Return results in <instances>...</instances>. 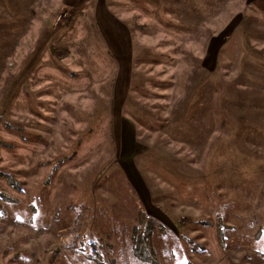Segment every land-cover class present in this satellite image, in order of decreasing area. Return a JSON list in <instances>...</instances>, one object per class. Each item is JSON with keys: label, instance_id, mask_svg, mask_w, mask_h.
<instances>
[{"label": "rangeland", "instance_id": "374dc122", "mask_svg": "<svg viewBox=\"0 0 264 264\" xmlns=\"http://www.w3.org/2000/svg\"><path fill=\"white\" fill-rule=\"evenodd\" d=\"M0 264H264V0H0Z\"/></svg>", "mask_w": 264, "mask_h": 264}, {"label": "trees", "instance_id": "16d2710c", "mask_svg": "<svg viewBox=\"0 0 264 264\" xmlns=\"http://www.w3.org/2000/svg\"><path fill=\"white\" fill-rule=\"evenodd\" d=\"M144 230H146L144 231V234H142L140 231L139 233L136 232L138 236L134 237L135 244L133 245V249L136 255L142 258V260L149 263L152 260L151 251L149 250V247L147 246L146 242V236H148L149 234V228L145 227Z\"/></svg>", "mask_w": 264, "mask_h": 264}]
</instances>
